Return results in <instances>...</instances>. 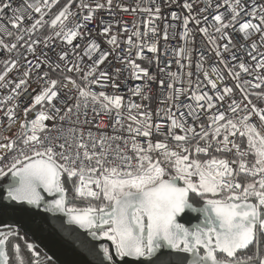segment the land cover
<instances>
[{
	"label": "snow or ice",
	"instance_id": "6c2138e0",
	"mask_svg": "<svg viewBox=\"0 0 264 264\" xmlns=\"http://www.w3.org/2000/svg\"><path fill=\"white\" fill-rule=\"evenodd\" d=\"M0 90V264H264V0H0Z\"/></svg>",
	"mask_w": 264,
	"mask_h": 264
},
{
	"label": "water",
	"instance_id": "95a60500",
	"mask_svg": "<svg viewBox=\"0 0 264 264\" xmlns=\"http://www.w3.org/2000/svg\"><path fill=\"white\" fill-rule=\"evenodd\" d=\"M46 215L48 214L36 217L34 224L22 229L27 232L30 242L35 243L41 252L51 256L55 264H85L84 258L62 241L44 221L43 217ZM3 222L7 221H0Z\"/></svg>",
	"mask_w": 264,
	"mask_h": 264
},
{
	"label": "built area",
	"instance_id": "2783aa9c",
	"mask_svg": "<svg viewBox=\"0 0 264 264\" xmlns=\"http://www.w3.org/2000/svg\"><path fill=\"white\" fill-rule=\"evenodd\" d=\"M13 2H14V6H15L16 4L19 3V0H13ZM124 2L131 4V3H134V0H124ZM160 2L163 5V0H160ZM144 3L146 4L147 0H144ZM174 10L179 11L178 8L174 9ZM162 12H163V15L165 17H167L169 15L170 9H168L167 7H162ZM101 15L105 16L106 19L108 18L107 13H101ZM115 18L116 19L122 18L123 20L129 21V22L133 20V16L130 15V14H126V13H118ZM137 21H139L138 17H137ZM160 27H161V29L163 28V23L160 24ZM236 41H237V43L240 42V38H239L238 35L236 37ZM169 43L172 44V45H175L177 43V41L176 40H171V41H169ZM196 43H197L198 47H204L205 46V45L202 44L201 38L199 36L197 37ZM161 45H163V40H161ZM97 90H99V89H97ZM3 95H7V91L6 90H0V96H3ZM153 107H155V103L153 104ZM2 117H3V113L0 112V118H2ZM103 120L105 122H107L108 118L105 116V117H103ZM4 123L6 124V119L4 120Z\"/></svg>",
	"mask_w": 264,
	"mask_h": 264
},
{
	"label": "flooded vegetation",
	"instance_id": "af4514ba",
	"mask_svg": "<svg viewBox=\"0 0 264 264\" xmlns=\"http://www.w3.org/2000/svg\"><path fill=\"white\" fill-rule=\"evenodd\" d=\"M28 240H29V239H28ZM29 241H30V240H29ZM38 250H39V249H38ZM39 251H40V250H39ZM40 252H41V251H40ZM41 254H42V255H44V253H43V252H41Z\"/></svg>",
	"mask_w": 264,
	"mask_h": 264
},
{
	"label": "trees",
	"instance_id": "16d2710c",
	"mask_svg": "<svg viewBox=\"0 0 264 264\" xmlns=\"http://www.w3.org/2000/svg\"><path fill=\"white\" fill-rule=\"evenodd\" d=\"M28 238V237H27ZM29 239V238H28ZM30 240V239H29Z\"/></svg>",
	"mask_w": 264,
	"mask_h": 264
}]
</instances>
